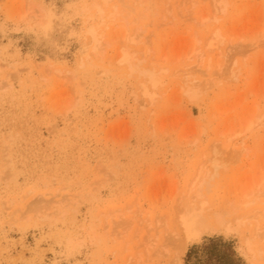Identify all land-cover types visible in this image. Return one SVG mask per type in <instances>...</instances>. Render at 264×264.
Here are the masks:
<instances>
[{
  "label": "rangeland",
  "instance_id": "374dc122",
  "mask_svg": "<svg viewBox=\"0 0 264 264\" xmlns=\"http://www.w3.org/2000/svg\"><path fill=\"white\" fill-rule=\"evenodd\" d=\"M227 2L0 0V264H264V220L239 221L264 210V0ZM201 200L182 253L177 212Z\"/></svg>",
  "mask_w": 264,
  "mask_h": 264
},
{
  "label": "bare ground",
  "instance_id": "6f19581e",
  "mask_svg": "<svg viewBox=\"0 0 264 264\" xmlns=\"http://www.w3.org/2000/svg\"><path fill=\"white\" fill-rule=\"evenodd\" d=\"M212 1H214V6H213V8H215V13L218 11H222V12H225L226 10H227V5H228V2H227V0H211V2ZM195 5V4H194ZM212 8V7H211ZM214 10V9H213ZM214 12V11H213ZM218 14V13H217ZM213 16V15H212ZM201 18V23H204V22H206V20L208 19V17L207 16H204V17H200ZM213 18H215L216 20H218L219 18L215 15V17H213ZM212 18V19H213ZM209 21V20H208ZM213 34V33H212ZM130 39L134 42V41H136L137 40V37L136 36H130ZM94 41H95V43H94V47H95V50L94 51H96L97 53L98 52H100V46H102V42H101V39L96 35V34H94ZM195 41H197V42H201V40H199V39H197V40H195ZM224 41H225V36L223 35V33H222V31L219 29V28H217V30L214 32V35L212 36V37H210L209 39H208V42H206L207 44H205V46L206 47H204V48H206V49H208V50H210V51H214L215 49H217V48H219V47H221V46H219V45H221L222 43H224ZM92 42V41H91ZM194 46H192V48H193ZM193 50H195V49H193ZM196 51V50H195ZM190 52L191 54H188V56H187V58H191V57H193L192 56V54L194 53V55H195V53L196 52H198V54H199V57H200V60H201V62H203V60L205 59L204 58V55L206 54H202V53H204V52H206V51H204V52H202L203 51V49H202V51H200V48H199V51H196V52ZM222 51V50H221ZM202 52V53H201ZM136 53H133V52H131L128 48H123V50H122V52L120 53V55L118 56V58H116L117 59V61H119L120 63H122L123 65H127L129 68H130V70L132 71V72H139L141 75H143V76H145L146 78H148V80L149 81H151L152 82V84L154 85V86H157V81H158V74H157V71L154 69V68H149V67H146L144 64H143V60H141V59H137V56L135 55ZM219 55H221V54H219ZM227 55V54H226ZM231 55V54H230ZM222 56V55H221ZM211 57H208L207 59H206V63H207V68H205V69H207L208 70V68H210L209 66H210V62H211ZM200 65V64H199ZM187 67V66H186ZM202 67V66H201ZM187 69V68H186ZM197 69V68H196ZM166 70V69H165ZM189 70H190V68H189ZM176 74V76H180V75H186L188 78L187 79H189V74H190V72H189V74H188V71H182V73H181V71H175L174 72V75ZM193 74H194V71H193ZM193 81H195V80H193ZM192 81V82H193ZM189 82H191V81H189ZM196 82V81H195ZM194 82V83H195ZM200 82H203V81H200ZM184 83H188L187 81H185ZM196 84V83H195ZM198 85V84H197ZM199 85H201L200 83H199ZM202 86V85H201ZM198 87V86H197ZM183 88H184V86H183ZM196 88V85H194V84H189L188 83V85H187V88H184V91L185 92H187L188 93V95H191V96H195V97H197V92L194 90ZM145 94L147 95V96H149V98L152 100V101H154L155 100V97H154V95H155V92H150L149 90H147L146 89V91H145ZM193 98V97H192ZM255 108L256 107H254L253 109L255 110ZM256 112V111H255ZM255 113L253 112V115H254ZM252 115V114H251ZM252 115V117H256V116H253ZM254 118H252V119H250L248 122V124H247V127H245L246 128V130L248 131H250V130H252V129H254V125H256V123L257 122H259V121H257V122H255L254 121ZM262 118V117H261ZM261 118H257V119H259L260 121H262L263 119H261ZM256 120V119H255ZM263 122H264V120H263ZM262 122V123H263ZM258 124H260V123H257V125ZM241 137V136H240ZM235 142H237V141H235ZM241 146V145H240ZM218 145H216L215 146V152L216 153H218ZM244 149H242V150H240V152H238V154H240L241 152H244L243 151ZM233 151H235V153H237L236 152V149L235 150H233ZM234 153V154H235ZM238 154H236V155H238ZM232 155V154H231ZM235 155V156H236ZM227 156V155H226ZM225 156V157H226ZM235 158V157H234ZM211 161H212V166L211 167H208V166H206V165H203L201 168H200V170H199V173H198V175L196 176V178H195V180L193 181V186H195L196 187V189H197V191H196V195H194V199L192 198V201H195V200H198V199H195V197H197V198H201V197H203L204 196V194H203V191L204 190H210V186H211V181L215 178V176H217L219 173H220V168L223 166V162H222V160H221V158H218V157H214L213 159H211ZM225 169H226V167H225ZM260 184V183H259ZM259 184H258V186H259ZM263 184H264V182H263ZM259 188V187H258ZM192 189H193V187H192ZM191 190V189H190ZM193 190H195V189H193ZM261 190V189H260ZM258 192V193H257ZM256 192V195H258V196H260V195H264L263 193H264V190H261V191H257ZM252 193V192H251ZM193 194H195V193H193ZM192 194V195H193ZM255 194V193H254ZM188 196V195H187ZM185 198V197H184ZM191 201V200H190ZM181 202V201H180ZM189 202V201H188ZM197 202V201H196ZM201 202H202V200H201ZM201 202H199V204L201 203ZM187 203V202H186ZM191 203V202H190ZM205 203H206V205H207V201L205 200L204 202H202L201 203V206H199V205H197L195 202L194 203H191V204H188V205H186V206H184V207H182L181 209H180V211L179 212H177L178 213V217H177V219H178V224H179V227H180V230H181V233L184 235V238H185V241H182V242H185L184 244V249H181V252L183 253V251L182 250H186V247H187V244L189 243V242H191V241H193L195 238H197L200 234H201V232H202V229L204 228V227H206V225L208 224L207 222H208V219H207V216L205 215L206 213L204 212V205H205ZM233 206V205H232ZM244 215V214H243ZM216 218H217V221H219L221 224H222V222H224L225 221V217L224 216H221V215H217L216 216ZM242 218V217H241ZM240 219V218H239ZM252 220H255V222H257V230L258 231H260V227H259V222L260 221H262V220H264V210H263V212L261 211H255V212H253L252 214H249V215H245V216H243V218L242 219H240L239 221L241 222V224H243V223H251V221ZM210 223V222H209ZM217 224H219V223H217ZM229 228V227H228ZM208 230V229H207ZM206 230V231H207ZM262 230V229H261ZM205 231V230H204ZM226 231V230H225ZM259 233L257 232V234H256V236H254V238H256L257 237V235H258ZM259 236V235H258ZM264 239V238H263ZM150 244V243H149ZM249 244V243H248ZM250 245V244H249ZM249 248V247H248ZM261 254H263L264 255V250H263V253H260V255ZM176 260H177V264H179L180 262H179V258L177 259L176 258ZM175 261V260H174ZM174 263V262H173Z\"/></svg>",
  "mask_w": 264,
  "mask_h": 264
}]
</instances>
